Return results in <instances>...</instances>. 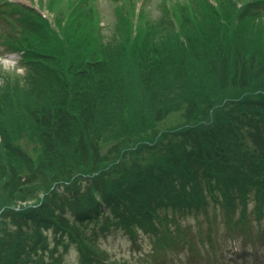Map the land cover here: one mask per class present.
<instances>
[{"label":"trees","instance_id":"obj_1","mask_svg":"<svg viewBox=\"0 0 264 264\" xmlns=\"http://www.w3.org/2000/svg\"><path fill=\"white\" fill-rule=\"evenodd\" d=\"M2 1L25 70L0 67V264H48L49 229L99 264L100 215L156 252L193 245L177 216L219 205L247 229L252 196L264 219V0H163L157 18L121 0L110 38L95 0H53L54 25Z\"/></svg>","mask_w":264,"mask_h":264},{"label":"rangeland","instance_id":"obj_2","mask_svg":"<svg viewBox=\"0 0 264 264\" xmlns=\"http://www.w3.org/2000/svg\"><path fill=\"white\" fill-rule=\"evenodd\" d=\"M26 6L39 8L54 25L56 12L49 5L53 0H8ZM67 0H56L55 8H61ZM97 8L102 14V25L106 37L115 33L116 16L115 4L121 0H95ZM138 9L143 6L152 18L160 14L163 0H133ZM172 1V0H170ZM176 1V0H173ZM0 0V30L9 27L14 21L11 7ZM135 6V7H136ZM141 9V8H140ZM58 11V10H57ZM151 18V19H152ZM10 21V22H9ZM19 53L6 50L0 41V67L6 71L24 72L18 63ZM175 118L170 119L174 121ZM171 125V123H169ZM34 200V199H33ZM32 199L28 202H32ZM255 202L250 197L247 205V229L240 225L231 228L225 222L224 212L219 205L209 207L208 214L191 213L177 216L169 227H179L192 240L193 245L183 242L178 236L179 243L164 252H156L155 237L150 232L137 228V234L106 220L104 215L98 219L86 222V233L96 245L97 253L101 256L99 264H264V219L257 220L254 212ZM241 206H238L233 217L239 216ZM172 216L171 210H169ZM110 220H112L109 217ZM109 226L103 230V225ZM49 241L47 250L43 252L45 263L48 264H83L74 243L67 238L47 230ZM95 264V263H91Z\"/></svg>","mask_w":264,"mask_h":264}]
</instances>
